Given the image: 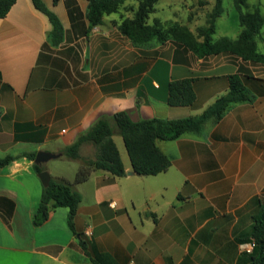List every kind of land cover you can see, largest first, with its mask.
<instances>
[{"label": "crops", "instance_id": "obj_1", "mask_svg": "<svg viewBox=\"0 0 264 264\" xmlns=\"http://www.w3.org/2000/svg\"><path fill=\"white\" fill-rule=\"evenodd\" d=\"M41 1L64 28L58 45L32 0H18L0 19V160L17 157L0 167V264H251L242 245L264 224V64L230 52L202 57L179 41L136 45L119 29L123 13L93 26L88 0ZM257 43L264 54L263 30ZM236 74L255 100L234 105L200 135L158 141L172 160L166 172L136 174L115 129L126 175L98 170L76 185L74 230L65 207L34 224L44 186L24 154H62L102 116L201 115ZM181 80L193 81L192 106L168 103L171 83ZM80 153L94 159L96 150L87 144ZM66 161L42 166L74 182L81 162Z\"/></svg>", "mask_w": 264, "mask_h": 264}, {"label": "trees", "instance_id": "obj_2", "mask_svg": "<svg viewBox=\"0 0 264 264\" xmlns=\"http://www.w3.org/2000/svg\"><path fill=\"white\" fill-rule=\"evenodd\" d=\"M18 0H0V19L5 18ZM36 9L46 14L53 30L50 39L55 45L61 43L64 28L59 18L51 12L41 0H32ZM90 2L89 19L93 26L100 25L105 15L119 13L126 2L137 3L132 18H124L119 29L122 34L136 45L148 43L152 40L165 42L172 34L177 39L194 46L199 56L215 55L230 52L250 60L253 63L264 64V54L258 53L257 39L264 28V15L259 7L251 8L249 0H234L239 12L241 33L237 40L223 38L213 39L217 32V21L225 13L223 0H215L208 25L202 28L199 35L203 42L199 43L186 28L178 25L158 26L148 25L152 14L157 12L160 0H88ZM184 33V34H183ZM196 100L192 80H181L171 83L169 91V105L174 107L192 106ZM255 97L248 89L245 79L241 75L229 77L228 91L217 98L201 115L183 119H150L134 122L128 113H117L112 117H100L86 132L80 134L73 145L62 150L64 157L80 161L81 165L74 182L62 179H51L50 185L44 187L41 202L34 224L42 225L48 220L50 213L59 207L69 210L68 224L75 229V219L78 207L82 202V195L76 185L85 183L94 171H105L115 177L126 175V169L121 159L119 149L114 141L115 129L122 137L128 152L134 172L140 176H157L166 172L172 165V160L157 146L158 141H176L185 135H200L206 124L218 123L226 113L236 104L253 102ZM94 146V159L83 158L81 148L84 145ZM35 153L24 154L32 161ZM17 157H7L0 160V167L8 165ZM36 173L45 171L44 166L34 163ZM251 241L257 246L251 255V264H264V224L259 222L252 229Z\"/></svg>", "mask_w": 264, "mask_h": 264}, {"label": "rangeland", "instance_id": "obj_3", "mask_svg": "<svg viewBox=\"0 0 264 264\" xmlns=\"http://www.w3.org/2000/svg\"><path fill=\"white\" fill-rule=\"evenodd\" d=\"M251 2L255 4L256 7H260L264 15V0H251ZM223 3L225 13L217 21V32L213 37L214 40L219 38L220 36L234 37L241 31V27L239 24V12L236 9L233 0H223ZM214 4L215 0H160L157 5L158 11L150 16L148 25H178L189 30V32L194 36L195 40L203 39L199 35V32L202 28L207 27ZM136 7L137 3H135L134 1H128L124 5V7L121 8L119 13H123L124 17L125 15L128 16L125 18H132L134 16L133 12ZM192 28H196L195 33L191 32ZM166 41H179L184 43L188 42V40L181 41L172 34ZM260 51L264 53V44L260 46ZM116 138L118 143L122 146L123 150V139L120 136H117ZM66 160V158L55 159L45 164L47 167L52 169L57 167L61 168L60 166H62L63 164H66L64 166H67V164H71Z\"/></svg>", "mask_w": 264, "mask_h": 264}, {"label": "water", "instance_id": "obj_4", "mask_svg": "<svg viewBox=\"0 0 264 264\" xmlns=\"http://www.w3.org/2000/svg\"><path fill=\"white\" fill-rule=\"evenodd\" d=\"M62 156H63L62 154H54L50 152L41 151L37 153L36 159L34 162L35 164L42 166L43 164L51 160L59 159ZM38 177L42 181V184L44 187H48L50 185L52 177L48 171H43L42 173L38 175Z\"/></svg>", "mask_w": 264, "mask_h": 264}, {"label": "built area", "instance_id": "obj_5", "mask_svg": "<svg viewBox=\"0 0 264 264\" xmlns=\"http://www.w3.org/2000/svg\"><path fill=\"white\" fill-rule=\"evenodd\" d=\"M256 246H257V243L255 241H250L249 243L242 245V250L248 254H252Z\"/></svg>", "mask_w": 264, "mask_h": 264}]
</instances>
